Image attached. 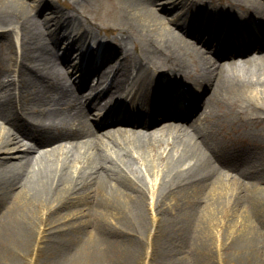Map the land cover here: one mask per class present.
Wrapping results in <instances>:
<instances>
[{
  "label": "bare ground",
  "instance_id": "1",
  "mask_svg": "<svg viewBox=\"0 0 264 264\" xmlns=\"http://www.w3.org/2000/svg\"><path fill=\"white\" fill-rule=\"evenodd\" d=\"M41 1L53 14L56 32H63L62 37L71 41L69 51L74 44L87 52L104 45L114 51L112 57L119 53V66L111 65L102 74L103 78L117 74V84L108 90L114 92L115 100L121 97L115 93L130 87L134 108L145 110L149 92L157 94L160 81L164 80V87L171 86L169 82L200 81L209 92L208 98L199 102L206 109L208 129L201 128L197 120L187 126L173 124L172 131L158 134H138L118 127L94 132L92 112L100 114L109 106L100 107L97 99L85 106L69 92L70 62L57 64L47 48L50 40L60 37L44 30L47 24L33 15L26 0H0V38L6 40V56L0 61V115L6 118V126L0 125V209L4 201L10 203L0 210V257L5 242L16 238L19 240L15 242L21 243L30 240L39 208L71 207L62 223H57L62 231L49 233L51 243L60 247L56 263L134 264L140 259V245L133 239L115 238L117 231L112 228L110 232L108 226L124 227L135 220L136 229H145L149 218L146 189L150 192L153 182H159L155 188L157 201L173 185L174 192L186 202L185 210L178 211L177 203L163 200L166 208L180 216V223L187 221L177 228L176 216L171 219L164 214L161 239L167 248L161 255L172 264H187L192 256L198 264L209 262L204 234L217 212L231 214L226 232L232 246L245 243L250 251L258 252L254 247L258 231L253 223L256 215L264 217V150L245 157L238 152L233 154L235 160L243 162L239 172L245 184L242 186L221 166L217 167L228 161L221 155L222 148L211 144H223L214 125L218 120H229L236 128L238 144L264 146V52L259 59L242 63L234 58H212L210 67L202 46L166 22L179 0L167 1L176 3L169 7L162 6L161 0H122L113 8L118 28H114L117 34L109 40L100 36L104 28L96 18L80 13L76 7L64 11L53 2ZM190 1L186 0L191 17L213 16V23L227 18L243 26L261 18L264 24V0ZM178 19L184 26L191 20L184 15ZM225 22V27L232 26ZM240 25L235 30H243L237 31L242 39L246 31ZM263 30L260 31L264 33ZM196 55L205 60L196 59ZM38 71L43 75L37 76ZM16 102L22 103L24 113L30 110L35 115L34 121L19 127L28 141L23 146L8 127L12 120L7 112H18ZM63 106L68 110H63ZM208 148L219 156L216 160L208 154ZM160 156L164 160L159 163ZM146 169L152 178L146 177ZM200 198L205 201L200 202ZM98 242L105 243V248L99 249ZM259 253L264 255V250Z\"/></svg>",
  "mask_w": 264,
  "mask_h": 264
},
{
  "label": "rangeland",
  "instance_id": "2",
  "mask_svg": "<svg viewBox=\"0 0 264 264\" xmlns=\"http://www.w3.org/2000/svg\"><path fill=\"white\" fill-rule=\"evenodd\" d=\"M26 1L29 5V8L32 9L31 11H33V14H35L38 19L44 20L45 17L51 16L52 13L49 14L50 11L47 8H44L45 1H41V0H26ZM47 1L53 2L56 7L64 11H69L70 9L76 7L80 13H83L86 16L89 15L90 17L92 16L93 18H96L99 22L102 23L103 26H105L107 30L118 28L117 26H115L116 20H114V16H113V8H115L117 4H120L122 0H47ZM42 8H44V10L41 11L39 15H37V11L42 10ZM46 24L48 25L47 21ZM48 27L50 29L52 28L51 29L52 31H55L52 22L49 21ZM100 34H102L104 38H107L109 40V37L117 34V31L114 29L113 34L110 33L109 31L100 32ZM3 41L6 40L0 38V57L6 55V43ZM132 43L135 44V41H132ZM105 44H107V42H105ZM112 44L116 45L115 43ZM114 60L118 61V58ZM28 118H32V116L29 115ZM214 126L217 127L216 129L219 132H224L223 135L226 138L231 139L235 143H237L238 134L234 132L236 128L231 125L229 120L226 123L223 122L222 120H218ZM259 126H261V124ZM244 148L246 151H250V152H257L261 150L252 145H245ZM238 149L244 151L241 146H239ZM246 151L244 152L246 153ZM153 154H154L153 162L155 163L156 157H155V153ZM160 158L161 159L158 160L159 163L161 160H164L163 157L160 156ZM227 173L233 175V177H235L236 179H239L237 178V175L235 173L228 170ZM145 175L147 178H152V174L148 169H146ZM164 199H167V203L168 202L177 203L178 204L177 207H179L178 211L180 210L184 211L186 208L185 198L183 199L182 195L178 192L176 193L168 192L165 195ZM199 201L204 202L205 199L200 198ZM228 201L231 202L230 200ZM146 203H147V198H146ZM9 205H10L9 202L4 201L3 207H1L0 210H5ZM226 205H227L226 208L228 210L229 209L228 204ZM232 205H234L233 202H231V206ZM149 207H148L149 218L147 220V223L145 224V229L143 230L136 229L135 226L136 222L135 220H133V221H129L128 226H124V227H120L121 225L119 224L108 226L111 228L110 232L112 231L113 228V230L119 233L118 236L116 233L115 238L118 239L122 238L125 240L133 239L135 243H138L140 245L141 247L140 259L139 260L137 259L138 261L135 260L134 264H172V261L169 260L168 257L166 256L164 257L163 255H161V253L165 251L164 249L167 248L164 239L163 238L161 239V236L164 232L163 231L164 229H162V224L165 221L163 219L165 213H166V217H170L171 219H173L172 217L178 214H175V212L166 208V206L162 204H160L158 208L156 206L155 208L156 210L151 209V206ZM70 211H71V207L68 209L58 208L51 210L46 208L44 209L39 208V210L36 212L37 214L36 224L33 225L32 227V234L30 240L25 243H21V242H15V240H19V238H16L7 243L5 242V246L3 247V249H1L0 264H58L56 263L55 258L59 256L60 247L57 245H53L51 243L52 240L50 237L51 235H49V233H56L57 231L60 232L62 231L63 229L62 227L60 228L56 227L57 223L59 222L62 223L63 217H67ZM229 215H231L229 214V212L225 214L221 212H217L216 215L214 214V218H215L214 222L211 223L210 226H208V228L206 229L207 232L204 234V237L208 240V245H209L208 251L210 252V256L208 260L209 262L207 264H264V255H261V253H259V251L264 250V243H263L264 217L261 216V214L255 216L256 223H253V225L256 227L258 234L254 239V244H255L254 247L258 252H253L252 250L250 251L248 244L244 243V245L238 247V245L232 246V244L229 243L231 236L230 234H228V232H226L227 227H229V222H228ZM174 222L179 224L177 228L180 225H182V223H187V221L182 222V220H181L182 223H180V216H176L174 218ZM130 225L134 226L136 230H133ZM237 233L235 234V236H233L234 238L237 236ZM43 235L46 236H44L43 240H41V237ZM242 235H243V239H245L246 237L244 236V233H242ZM222 240L225 241L224 244ZM97 247L99 249H104L105 243L98 242ZM110 255L112 256L111 252ZM11 258H13L14 260H12ZM186 263L198 264V260L196 259V257L192 256V258L188 259ZM75 264H86V263L80 261V262H75ZM92 264H96V262Z\"/></svg>",
  "mask_w": 264,
  "mask_h": 264
},
{
  "label": "snow or ice",
  "instance_id": "3",
  "mask_svg": "<svg viewBox=\"0 0 264 264\" xmlns=\"http://www.w3.org/2000/svg\"><path fill=\"white\" fill-rule=\"evenodd\" d=\"M180 102V98L179 97H177V103H179Z\"/></svg>",
  "mask_w": 264,
  "mask_h": 264
}]
</instances>
